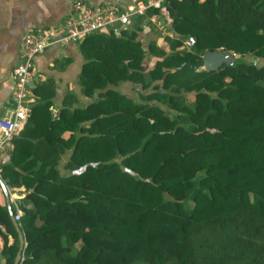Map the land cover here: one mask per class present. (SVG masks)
<instances>
[{
	"label": "trees",
	"instance_id": "1",
	"mask_svg": "<svg viewBox=\"0 0 264 264\" xmlns=\"http://www.w3.org/2000/svg\"><path fill=\"white\" fill-rule=\"evenodd\" d=\"M162 7L167 49L136 38L142 17L77 43L86 104L68 91L53 114L51 85L33 88L0 166L4 184L24 188L20 264H264V63L243 59L264 60V0ZM214 50L232 63L201 69ZM124 81L139 86L136 98L112 88ZM0 237L13 264L5 205Z\"/></svg>",
	"mask_w": 264,
	"mask_h": 264
},
{
	"label": "built area",
	"instance_id": "2",
	"mask_svg": "<svg viewBox=\"0 0 264 264\" xmlns=\"http://www.w3.org/2000/svg\"><path fill=\"white\" fill-rule=\"evenodd\" d=\"M166 0H102L97 5H88L75 0L70 4L68 13L54 25L27 29L20 40L18 59L12 69L14 88L11 103L0 116V166L9 160V151L13 139L26 121L31 106L36 101L32 85L39 77L33 60L34 57L52 45L78 43L84 37L94 34L119 33L128 29L135 17L149 20L164 36L171 37L167 22L161 19L163 3ZM150 9L157 10L147 15ZM192 37L182 40L183 48H190ZM13 203V202H12ZM15 207L13 219L17 222L21 210Z\"/></svg>",
	"mask_w": 264,
	"mask_h": 264
},
{
	"label": "crops",
	"instance_id": "3",
	"mask_svg": "<svg viewBox=\"0 0 264 264\" xmlns=\"http://www.w3.org/2000/svg\"><path fill=\"white\" fill-rule=\"evenodd\" d=\"M72 1L75 0H0V116L11 103V93L14 88L12 69L18 59L21 38L29 28L59 23L68 13ZM80 1L88 5H97L102 0ZM161 12L163 14L161 19L167 21L164 11ZM141 20L142 27L136 31V38L144 47L150 41H156L159 46L166 43L163 39L167 36L156 30L149 20L145 18ZM131 28L132 25L128 27V29ZM83 61L84 58L77 43L52 45L34 57L33 65L39 77L33 83L32 91L36 85L41 83L48 82L51 85L54 94L50 110L53 114H56L58 107L61 106L63 96L68 91L75 95L76 104H81L80 106L89 101L88 98L80 94L77 83V74ZM120 90L123 94L135 97L130 90L136 91V88L127 81L121 83ZM37 99L38 95H36ZM66 134L64 133V135ZM4 185L8 188L6 184ZM7 190L9 192V189ZM8 192V201L9 204H12L13 197H10V192ZM0 205L6 206V197L1 186Z\"/></svg>",
	"mask_w": 264,
	"mask_h": 264
},
{
	"label": "water",
	"instance_id": "4",
	"mask_svg": "<svg viewBox=\"0 0 264 264\" xmlns=\"http://www.w3.org/2000/svg\"><path fill=\"white\" fill-rule=\"evenodd\" d=\"M222 63H225V64L232 63V56L229 53H225L219 50L206 51L203 54V66L201 67V69L207 70V71L211 69H217ZM0 186L6 197V209L8 211L9 218L17 234L18 248L14 255L13 264H20L22 249L24 247V237H23L21 230L19 229L18 223L13 219V213L10 209V205L8 201L7 189L1 180H0Z\"/></svg>",
	"mask_w": 264,
	"mask_h": 264
},
{
	"label": "rangeland",
	"instance_id": "5",
	"mask_svg": "<svg viewBox=\"0 0 264 264\" xmlns=\"http://www.w3.org/2000/svg\"><path fill=\"white\" fill-rule=\"evenodd\" d=\"M163 10V9H162ZM164 11V10H163ZM155 27V26H154ZM156 29V27H155ZM157 30V29H156ZM164 49H167V43H163L162 46ZM155 56H152L150 55L147 51H146V56L144 58V64L146 65V68L148 67H151L153 65V62L155 60ZM234 58H232V61H233ZM243 59L246 60V61H251V60H254L258 65H261L262 63H264V60L261 59V58H258V57H253L251 55H245L243 56ZM121 83H117L116 85H113L112 88L119 91L121 93V90H120V86H121ZM132 84V83H131ZM134 87L136 88V91L137 89L139 88L138 85H135L133 84ZM150 88V87H149ZM126 89V88H125ZM126 90H129V89H126ZM131 93L135 96V98L137 97V92L135 90H130ZM147 90H143L142 92H145ZM184 96L188 99V100H191V95L189 93H185ZM78 105V104H77ZM81 105V104H80ZM67 135V134H66ZM65 135V136H66ZM65 158V157H64ZM62 160L60 161V164L62 165ZM12 188V189H11ZM15 188V189H13ZM6 189H9V192H10V197L12 196V202L15 203V205L17 206L18 208V200L20 197H22L24 195L23 191H24V188L23 187H8ZM16 189H20V190H16ZM8 192V190H7ZM8 192V193H9ZM22 192V193H21ZM12 203V204H13ZM14 205V204H13ZM12 239L10 237H8V243L11 242ZM1 247H2V240H1V237H0V250H1ZM74 248H77V243L74 245ZM73 248V249H74ZM0 264H3V258H2V255L0 253Z\"/></svg>",
	"mask_w": 264,
	"mask_h": 264
}]
</instances>
